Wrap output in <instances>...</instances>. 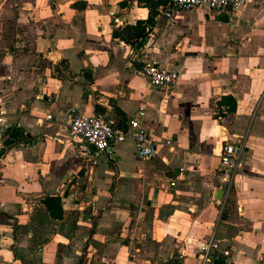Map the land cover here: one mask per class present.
<instances>
[{
    "label": "crops",
    "instance_id": "1",
    "mask_svg": "<svg viewBox=\"0 0 264 264\" xmlns=\"http://www.w3.org/2000/svg\"><path fill=\"white\" fill-rule=\"evenodd\" d=\"M147 13L135 0H0V112L14 139L0 161V264H199L209 239L206 264H264V0L170 22L157 10L139 47L112 36ZM147 59L178 72L171 91L137 74ZM73 105L124 128L143 107L156 156L139 158L130 136L87 156L67 128ZM224 138L243 145L229 182Z\"/></svg>",
    "mask_w": 264,
    "mask_h": 264
},
{
    "label": "built area",
    "instance_id": "2",
    "mask_svg": "<svg viewBox=\"0 0 264 264\" xmlns=\"http://www.w3.org/2000/svg\"><path fill=\"white\" fill-rule=\"evenodd\" d=\"M254 0H166L158 7V12L163 14L167 22L173 19L174 11L180 9L192 10L200 6L215 9L219 12H227L236 15L241 6L252 3ZM137 74L146 78L147 82L154 88L163 91H171L176 83L178 72L168 69L163 63L154 59L142 61L136 70ZM144 113L143 107H139L136 113L127 119L126 128L109 124L104 114L81 113L75 105L67 110V128L69 134L78 139V148L87 156L97 158L103 152H112L115 142H121L126 137H132L135 150L139 158L148 160L156 156V143L146 132L141 123ZM50 118L51 114L45 116ZM3 113L0 112V161L2 159L3 138ZM243 145L231 142L226 138L221 140L219 151V171L224 182H229L240 161ZM217 246L212 239L198 243L197 257L199 264H206L211 258L212 249ZM176 264H184L183 256L176 257Z\"/></svg>",
    "mask_w": 264,
    "mask_h": 264
},
{
    "label": "trees",
    "instance_id": "3",
    "mask_svg": "<svg viewBox=\"0 0 264 264\" xmlns=\"http://www.w3.org/2000/svg\"><path fill=\"white\" fill-rule=\"evenodd\" d=\"M135 1L137 2V4L147 8L148 10L147 16L145 18L137 19L132 24L125 23L122 26H117L112 28V36L118 37L124 42L139 47L144 43L148 35V32L154 25L155 22L154 17L157 14L158 7L160 5H163L166 0H135ZM229 97L230 96H226L222 98V100L225 99L226 100L225 104H228L231 107L232 101ZM44 203L47 205V208L49 209L51 214L53 215L58 214L54 209H52L55 208L56 205L58 206V199L56 197H46L44 199ZM57 211L59 212V209Z\"/></svg>",
    "mask_w": 264,
    "mask_h": 264
},
{
    "label": "water",
    "instance_id": "4",
    "mask_svg": "<svg viewBox=\"0 0 264 264\" xmlns=\"http://www.w3.org/2000/svg\"><path fill=\"white\" fill-rule=\"evenodd\" d=\"M105 118L107 119V122L111 125L113 124V120L111 118V116H109V114L107 115L106 113L104 114ZM14 142V139L13 138H10V137H6V138H3L2 140V150L9 146L10 144H12Z\"/></svg>",
    "mask_w": 264,
    "mask_h": 264
},
{
    "label": "rangeland",
    "instance_id": "5",
    "mask_svg": "<svg viewBox=\"0 0 264 264\" xmlns=\"http://www.w3.org/2000/svg\"><path fill=\"white\" fill-rule=\"evenodd\" d=\"M214 11V10H213Z\"/></svg>",
    "mask_w": 264,
    "mask_h": 264
}]
</instances>
